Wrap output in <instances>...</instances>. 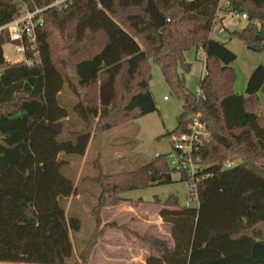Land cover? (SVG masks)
I'll list each match as a JSON object with an SVG mask.
<instances>
[{"label": "trees", "instance_id": "16d2710c", "mask_svg": "<svg viewBox=\"0 0 264 264\" xmlns=\"http://www.w3.org/2000/svg\"><path fill=\"white\" fill-rule=\"evenodd\" d=\"M53 1L0 0V25L23 4L34 8ZM154 1L166 19L161 28L147 10L148 0H74L46 9L36 47L26 52L27 58H40L37 64L8 63L0 43V262L68 264L71 230H80L81 219L68 216L61 203L78 194L63 173L68 162L61 154L84 155L94 133L157 110L148 66L153 58L183 102L178 126L167 135L188 131L194 118L205 126L199 154L206 176L198 182L197 206L181 204L177 195L162 201L159 214L170 225L174 244L152 238L155 251L146 263L264 264V107L262 114L255 110L264 90V65L249 77L246 93H236L232 64L238 56L211 36L219 12H244L262 22L264 0ZM66 14L75 24L74 48L57 33V21ZM262 29L249 22L230 35L261 52ZM192 48H202L206 56L201 94L187 86L192 65L186 54ZM66 86L76 97L71 106L62 97ZM71 112L85 126L63 139ZM170 155L160 154L135 171L100 174L96 181L104 194L174 183ZM236 158L238 164L225 166ZM181 180L191 182L186 174ZM103 229L98 217L75 264L86 262Z\"/></svg>", "mask_w": 264, "mask_h": 264}, {"label": "rangeland", "instance_id": "374dc122", "mask_svg": "<svg viewBox=\"0 0 264 264\" xmlns=\"http://www.w3.org/2000/svg\"><path fill=\"white\" fill-rule=\"evenodd\" d=\"M69 17L70 15L66 14L57 21V33L61 34L70 48H74L72 39L76 38V30L75 24L67 20ZM109 18L114 22L111 17ZM228 21L229 19L225 24L230 29L225 27L226 33H218L217 29L221 26L217 25L211 36L219 41H225L226 45L237 54L238 58L232 64L237 73L234 91L245 94L250 71L260 64L264 65V51L249 49L243 41L231 36L230 32L242 30L249 22L261 27L264 20L251 21L248 18L234 25L229 24ZM83 29L84 26L79 22V33ZM3 48L8 63H19L23 60V52H16L15 43L5 42ZM186 57L192 65L191 71L186 74L187 86L192 93L198 94L201 80L205 75V52L202 48H192L187 52ZM148 66L151 70L150 89L155 97L157 110L104 132L94 133L84 155L61 154L68 162L62 169L63 173L70 177L78 188L77 195L64 197L61 203L68 216H77L81 219L80 230H71L73 252L68 264L81 262V252L95 231L98 217L104 228L103 233L93 244L89 258L86 255L84 264H146L147 256L155 251L151 243L152 238L166 240L169 247L174 244L170 225L158 224L160 220L158 209L161 208L162 201L171 195H177L183 205L190 195V183L182 181L181 174L173 170L177 161L173 156L174 144L167 135L178 126V116L182 112L183 102L173 94L161 66L153 58H149ZM62 97L69 106L76 100L67 86ZM258 102L259 106L255 110L262 114L264 90L258 93ZM65 124L67 128L62 134L63 139L68 138L69 130L82 129L85 126L83 121L72 112L69 119L65 120ZM160 154H171L168 164L173 170L174 183L129 189L115 194L108 189L104 194L101 184L96 181L100 174L114 176L135 171ZM239 162L240 159L236 158L234 161H227L225 166L229 167V164L234 166ZM258 162L262 163L263 160ZM114 181L115 179L111 182ZM117 198H121V201L116 205L105 203ZM106 220L107 222L114 220V222L103 225ZM261 231L264 232V228ZM0 264L32 263L0 262Z\"/></svg>", "mask_w": 264, "mask_h": 264}, {"label": "built area", "instance_id": "2783aa9c", "mask_svg": "<svg viewBox=\"0 0 264 264\" xmlns=\"http://www.w3.org/2000/svg\"><path fill=\"white\" fill-rule=\"evenodd\" d=\"M73 1L74 0H54L47 6H35L34 8H30L27 4H23L20 13L16 17L0 25V43H15L16 52H23V60L29 65L39 63V57L27 58L26 52L29 48L36 47L37 32L44 22V11L50 7H68ZM233 14L239 20L248 19L247 14L244 12H233ZM218 31L223 32V28H218ZM28 44L30 46H27ZM198 94H201L200 90ZM165 99H168L167 96ZM206 135L205 126L198 118H194L193 121L189 123L188 131L175 134L171 137L175 151L173 156L177 161L174 169L180 174H186L191 179L190 195L185 203L186 206H197L199 204L198 182L206 176L203 174L205 165L199 151L204 144L207 137ZM230 165L231 164H229V167Z\"/></svg>", "mask_w": 264, "mask_h": 264}, {"label": "crops", "instance_id": "0c3cea01", "mask_svg": "<svg viewBox=\"0 0 264 264\" xmlns=\"http://www.w3.org/2000/svg\"><path fill=\"white\" fill-rule=\"evenodd\" d=\"M218 21L216 22V24H215V26L214 27H218V26H221L222 28H223V32H219V31H217L218 33H226V31H225V27L226 28H228L227 26H226V24H225V21L226 20H228L229 19V24H231V25H234V24H236V22H238V21H241V20H239L238 18H236L235 16H234V14H233V12H229V13H225V12H219L218 13ZM246 24V23H245ZM218 25V26H217ZM228 29H230V28H228ZM218 30V29H217ZM231 31H233V30H231ZM213 37V36H212ZM214 38V37H213ZM216 39V38H215ZM218 40V39H217ZM221 42H224L225 44H226V42L225 41H221ZM7 59V58H6ZM257 67V66H256ZM256 67H254L251 71H250V73H249V77L251 76V74L253 73V71L255 70V68ZM249 77H248V80H249ZM248 80H247V84H248ZM247 84H246V88H247ZM236 93H239V92H236ZM245 93H246V90H245ZM167 100V99H166ZM160 209L161 208H159L158 210H159V213H160ZM159 222H158V224H166L164 221H163V219L160 217V214H159ZM104 221V220H103ZM111 222H114V220L113 221H108L107 222V220L105 221V223L103 224V225H106V224H108V223H111ZM95 227H96V225H95ZM103 227V226H102ZM97 247H95V249H96ZM95 249H94V251H93V254H94V252H95ZM93 257V256H92ZM148 257V256H147ZM147 264V263H146Z\"/></svg>", "mask_w": 264, "mask_h": 264}, {"label": "water", "instance_id": "95a60500", "mask_svg": "<svg viewBox=\"0 0 264 264\" xmlns=\"http://www.w3.org/2000/svg\"><path fill=\"white\" fill-rule=\"evenodd\" d=\"M147 10L150 12V15L155 20L158 28H161L165 25L166 19L162 15V13L158 10V8L156 7L154 0H148ZM260 39L264 40V22H263V29H262V32L260 34Z\"/></svg>", "mask_w": 264, "mask_h": 264}]
</instances>
